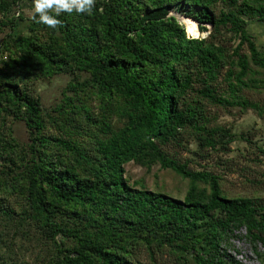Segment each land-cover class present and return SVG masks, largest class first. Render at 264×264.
<instances>
[{
  "label": "trees",
  "instance_id": "trees-1",
  "mask_svg": "<svg viewBox=\"0 0 264 264\" xmlns=\"http://www.w3.org/2000/svg\"><path fill=\"white\" fill-rule=\"evenodd\" d=\"M12 4L0 0V28L12 31L0 48L8 57L0 69V114L21 120L27 141L18 143L0 125V264H140L138 245L150 256L169 249L174 264H245L229 252L230 237L242 228L259 256L264 201L225 196L216 175L188 169L162 146L180 145L184 128L201 145L232 140L200 122L189 92L257 109L217 94L212 82L225 65L236 66L226 73L234 93L250 85L249 62L264 70L246 21H264V0H94L90 13H61L55 29L33 14L9 18ZM24 20L26 33H15ZM61 72L86 77L70 83L73 94L57 106L60 134L47 133L29 84ZM81 86L98 97L103 115L95 118L82 102ZM113 114L121 121L116 128ZM129 162L174 170L190 181L184 197L130 187Z\"/></svg>",
  "mask_w": 264,
  "mask_h": 264
},
{
  "label": "rangeland",
  "instance_id": "rangeland-1",
  "mask_svg": "<svg viewBox=\"0 0 264 264\" xmlns=\"http://www.w3.org/2000/svg\"><path fill=\"white\" fill-rule=\"evenodd\" d=\"M12 4V0H10ZM32 12V0H15L8 12L9 18L22 15L30 18ZM170 15L176 16L183 22L186 18L181 12L170 9ZM1 17V14H0ZM247 29L255 39L259 49L264 52V21L247 19ZM27 20L20 21L15 33L25 34L27 31ZM12 31L8 26L0 28V48L3 43L9 44L11 40L8 36ZM198 37L204 33L195 34ZM232 45L237 40H232ZM246 52V48L241 49ZM7 53H0V69L2 62L7 60ZM250 71L247 74L248 87L236 88L231 93L229 81L227 80V68L237 70L236 66L225 65L221 73L212 82L217 94L228 98L229 101L238 98L246 99L257 105V109L243 107L238 104H219L209 101L197 92H189V101L196 104L202 113V121L207 128L226 130L232 134L231 141L217 140L215 147L201 145L196 141L194 132L188 128L180 131L181 144L170 143L162 146V149L171 157L181 163H185L187 168L192 171H207L219 178L221 192L227 197L245 196L250 199L264 201V70L255 67L249 62ZM5 68V67H4ZM7 69V68H6ZM3 69V70H6ZM234 70V71H235ZM86 74H80L76 80L70 73H58L49 77H41L29 84L40 99L45 115V131L47 133L60 134L58 125L63 123L61 115L57 114V106L61 103L63 94L72 95L68 90L70 83L81 82ZM233 77H230L232 80ZM194 89L201 88L200 83H194ZM91 89L81 86L79 90L82 102L86 104L95 118L103 115L101 103ZM49 115V116H47ZM109 122L113 128L120 126L121 121L118 116L112 115ZM10 128L12 136L18 143L23 144L27 141V133L21 120H10L9 113L1 111L0 125ZM220 132L217 133V138ZM85 140L86 136H82ZM225 139V138H224ZM125 177L130 187L138 188L140 185L153 192H161L169 196L182 199L187 191L190 181L170 168H162L155 163L149 169L134 162H129L125 166ZM198 188H206L204 183L199 182ZM245 229L237 230L233 234L238 236L230 237L231 248L229 252L245 264H264V248L261 243L257 244L259 256L252 251L249 243L244 237ZM20 242L15 246L20 250ZM14 247V248H15ZM41 250L40 254L44 255ZM135 257H138L140 264H174V256L169 249L154 250L150 256L144 245L137 246Z\"/></svg>",
  "mask_w": 264,
  "mask_h": 264
},
{
  "label": "clouds",
  "instance_id": "clouds-1",
  "mask_svg": "<svg viewBox=\"0 0 264 264\" xmlns=\"http://www.w3.org/2000/svg\"><path fill=\"white\" fill-rule=\"evenodd\" d=\"M93 6L94 0H32V19L55 29L61 23V13H90Z\"/></svg>",
  "mask_w": 264,
  "mask_h": 264
}]
</instances>
